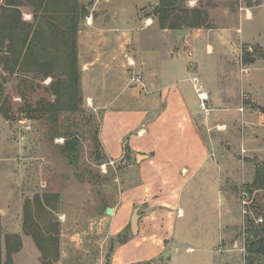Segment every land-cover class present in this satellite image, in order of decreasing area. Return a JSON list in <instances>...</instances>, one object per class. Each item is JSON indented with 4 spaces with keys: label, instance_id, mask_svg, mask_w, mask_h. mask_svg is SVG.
Wrapping results in <instances>:
<instances>
[{
    "label": "rangeland",
    "instance_id": "374dc122",
    "mask_svg": "<svg viewBox=\"0 0 264 264\" xmlns=\"http://www.w3.org/2000/svg\"><path fill=\"white\" fill-rule=\"evenodd\" d=\"M153 1L156 4H148L147 13L161 29L152 14L158 0ZM181 7L198 8L207 15L205 28L190 30L223 34L215 40L212 56L203 52L201 61L218 67L216 79L231 88L232 101L217 106L222 108L207 122L201 113L202 128L216 143L209 151L211 164L184 184L179 199L183 214L173 224L164 252L147 257L152 252L142 253L143 247L119 250L135 236L129 223L118 232V223L111 225L112 214L105 210L117 208L120 191L139 184L138 175L126 163L111 165L102 155L96 161L100 117L85 103L81 87L77 109L50 121L48 115L32 111L41 102L54 101L48 90L51 78L9 75L0 65V109L7 113L6 119L0 111V234L20 237L22 247L12 255L13 264H41V254L24 234L22 221L25 201L44 194L56 196L39 221L42 227L53 225L56 264H264L262 257L247 253L254 240L249 223L257 225L241 207L244 190L249 192L254 217L264 202V189L250 190L255 167L264 160V0H182ZM20 12L22 22H33L29 7H20ZM87 14L86 10L80 22ZM129 22L120 13L114 24ZM229 30L237 36H227ZM214 74L210 69L202 78L212 79ZM210 84L205 89H213ZM67 139L77 142V159L72 163L63 152ZM109 144L111 153L121 147ZM129 159L132 164L133 156ZM102 165L106 166L101 169ZM137 211L142 215L148 209L141 206ZM121 239L126 242L119 245ZM0 249L4 260L3 241Z\"/></svg>",
    "mask_w": 264,
    "mask_h": 264
},
{
    "label": "crops",
    "instance_id": "0c3cea01",
    "mask_svg": "<svg viewBox=\"0 0 264 264\" xmlns=\"http://www.w3.org/2000/svg\"><path fill=\"white\" fill-rule=\"evenodd\" d=\"M78 2L88 11L77 34L80 87L85 103L100 117V153L109 163H126L139 181L120 191L109 223L117 222L120 232L135 209L147 207L148 212L139 214L137 234L119 250L143 247L141 252L150 251L147 257H153L164 252L173 224L183 214L179 199L184 184L211 164L209 151L216 143L202 128L201 113L207 122L222 108L217 106L232 101L231 88L216 79L218 67L201 61L203 52L212 56L215 40L223 34L182 28L187 35L175 37L173 31L154 26L146 9L156 4L153 0ZM120 13L130 24H114ZM230 33L237 36L231 30L226 35ZM210 69L215 71L212 79L202 78ZM136 74L141 81H132ZM208 83H213L208 89L213 95L205 89ZM196 89L208 95V114L199 109ZM110 142L121 145L116 153H111Z\"/></svg>",
    "mask_w": 264,
    "mask_h": 264
},
{
    "label": "trees",
    "instance_id": "16d2710c",
    "mask_svg": "<svg viewBox=\"0 0 264 264\" xmlns=\"http://www.w3.org/2000/svg\"><path fill=\"white\" fill-rule=\"evenodd\" d=\"M178 0H158L152 9L161 29L179 30L206 27L207 15L198 8L178 9ZM27 6L33 17L31 24L22 22L20 7ZM86 13L77 0H3L0 8V65L3 72L13 75L31 74L42 80L51 78L48 90L53 102H41L32 113L48 115L57 121L61 113H73L80 103V72L77 55V34L80 20ZM264 58V52L261 54ZM4 118L7 113L0 109ZM22 112V111H21ZM27 112V111H25ZM30 113V112H29ZM264 113V112H263ZM77 142L67 139L63 152L73 162L77 159ZM252 189H264V160L255 167ZM56 196H34L23 205L22 230L32 238L41 254V264H56V241L50 226L42 227L40 218L45 208ZM256 216L263 222L254 227V240L248 243L249 255L264 260V202ZM130 232V227H129ZM4 245V260L0 249V264H13L12 255L20 251L22 244L17 234L1 238ZM126 242L121 239L118 244Z\"/></svg>",
    "mask_w": 264,
    "mask_h": 264
},
{
    "label": "built area",
    "instance_id": "2783aa9c",
    "mask_svg": "<svg viewBox=\"0 0 264 264\" xmlns=\"http://www.w3.org/2000/svg\"><path fill=\"white\" fill-rule=\"evenodd\" d=\"M242 71H244V69H242ZM142 76L140 74L135 75V77L132 79V81L135 82H139L141 81ZM196 93H197V98L199 101V109L201 110V112H203L204 114H208L210 112V109L207 105V101H208V95L207 93L201 91L200 89H196ZM109 164L112 165V163L110 162ZM106 165H102L101 169H103ZM249 192L244 190L242 191V201H241V207H242V214L244 216L250 215V220L252 219V221L256 224L259 225L263 222V219L261 216H255L254 217V213L252 212V210L249 208L250 206V202L248 200V195Z\"/></svg>",
    "mask_w": 264,
    "mask_h": 264
},
{
    "label": "water",
    "instance_id": "95a60500",
    "mask_svg": "<svg viewBox=\"0 0 264 264\" xmlns=\"http://www.w3.org/2000/svg\"><path fill=\"white\" fill-rule=\"evenodd\" d=\"M181 2L182 0H178L177 2V8L181 9ZM174 36L178 37V36H186L187 35V31L183 30V29H179V30H174L173 31ZM101 154L97 153L95 156L96 161H99ZM138 209H135L132 213L131 219H130V223H129V227H130V232L132 235H136L137 231H138V220H139V215H138ZM105 214L106 215H111L112 214V209L111 208H106L105 210ZM164 257H167V254L164 255Z\"/></svg>",
    "mask_w": 264,
    "mask_h": 264
}]
</instances>
